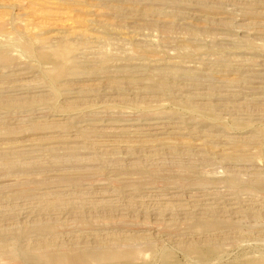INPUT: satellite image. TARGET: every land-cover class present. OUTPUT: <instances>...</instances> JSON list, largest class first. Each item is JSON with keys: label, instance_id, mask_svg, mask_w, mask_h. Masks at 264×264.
I'll return each instance as SVG.
<instances>
[{"label": "rangeland", "instance_id": "1", "mask_svg": "<svg viewBox=\"0 0 264 264\" xmlns=\"http://www.w3.org/2000/svg\"><path fill=\"white\" fill-rule=\"evenodd\" d=\"M24 255L264 264V0H0V264Z\"/></svg>", "mask_w": 264, "mask_h": 264}, {"label": "bare ground", "instance_id": "2", "mask_svg": "<svg viewBox=\"0 0 264 264\" xmlns=\"http://www.w3.org/2000/svg\"><path fill=\"white\" fill-rule=\"evenodd\" d=\"M41 250H46V249L42 248ZM68 252L69 251H66V250H59L53 255L52 259L54 261L55 260H60V259H65V258L69 257V253H71V252H69V253ZM103 254H105L108 257L109 260L113 259L110 256H108L106 253H103ZM105 255L94 254L92 252H84L83 254L77 256L75 259L79 262V261H82V260H84L86 258H91L93 256H95V257L97 256V257H100V258H105ZM22 258L26 261V264H32L34 262L39 261V257L37 255H28V256L24 255V256H22Z\"/></svg>", "mask_w": 264, "mask_h": 264}]
</instances>
